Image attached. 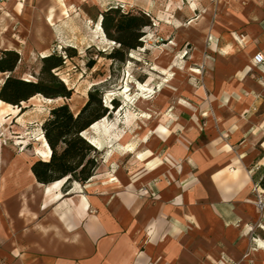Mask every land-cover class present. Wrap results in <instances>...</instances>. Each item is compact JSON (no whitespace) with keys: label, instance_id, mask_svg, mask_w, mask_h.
I'll return each instance as SVG.
<instances>
[{"label":"crops","instance_id":"0c3cea01","mask_svg":"<svg viewBox=\"0 0 264 264\" xmlns=\"http://www.w3.org/2000/svg\"><path fill=\"white\" fill-rule=\"evenodd\" d=\"M154 1L160 2L140 3ZM183 5L184 0H176L178 11ZM61 18L63 0H0V36L8 38L15 31L40 49L48 35L43 33L44 24ZM190 25L189 36L204 43L207 70L193 72L212 105L211 112L192 114L209 119L207 133L214 137L206 142L212 158L206 161L222 166L211 172L200 170L204 144L192 146L191 140L180 137L167 143L164 157L156 156L169 117L165 123L163 118L157 121L151 142L137 148L136 158L144 165L140 173L119 183L111 179L107 192L96 193L79 183L67 191L65 183L49 191L50 184L39 183L33 175L34 162L6 155L0 158V264H192L211 247L228 246L222 237L218 241L211 237L214 230L225 231L232 216L240 225L258 217L253 195L249 196L255 184L249 190L252 179L246 176L247 159L240 152L264 140V65L253 61L257 52L264 51V0H237L235 7L213 17L199 16ZM171 28L181 30V20ZM226 31L233 33L219 42ZM196 66L201 68L200 63ZM221 134L229 143L219 145ZM143 147L150 149L141 151ZM227 147H235L237 156ZM123 150L125 155L136 152L133 144L124 143ZM259 162L264 164V157L255 163ZM235 166L243 173L233 181L226 180L229 175L216 177ZM260 252L264 255V250ZM220 253L223 259L229 256L222 249Z\"/></svg>","mask_w":264,"mask_h":264},{"label":"rangeland","instance_id":"374dc122","mask_svg":"<svg viewBox=\"0 0 264 264\" xmlns=\"http://www.w3.org/2000/svg\"><path fill=\"white\" fill-rule=\"evenodd\" d=\"M97 1L63 0V18L50 26L44 24L43 33L48 35L42 39L41 46L48 54L57 53L65 57V48L71 47L76 51L75 57L67 59L65 67L58 71L66 86L73 90V95L69 100H48L36 96L14 108L18 117L13 115V109L7 111L5 119L0 121V158L6 155L18 157L27 164L41 160L35 154V149L41 147L38 139L43 134L42 125L48 119L50 110L67 102L76 113L87 102L88 92L98 88L108 106L112 100H115L118 106L111 110L110 116L99 121L97 126L89 129L85 135L89 140L103 143L101 150L97 149L99 167L93 179L85 184L91 187V191L107 192L111 179H117L116 183H119V180H127L132 174L140 173L144 165L136 158L137 148L147 141L151 142L157 121L164 115H168L170 120L164 124L160 146L154 151L156 156L164 157L169 147L167 143H170L172 138L176 142L175 138L180 137L184 141L191 140L192 146L204 144L201 150L205 158L199 166L200 170L207 168V172H211L220 168L222 165L208 164L212 158L206 150L210 143L206 142L214 137L207 133L209 119L204 115L196 118L192 114L193 111L200 112V115L211 112L212 105L209 97L203 92L200 79L193 72L196 70L201 74L207 73L203 64L204 43L199 41V37L198 40L190 37L188 31L193 25H190L191 20L199 16L213 17L215 13L235 7L237 0H198V4H194L192 0H184L181 11L176 8V0H159L162 3L154 1L150 4L140 3V0H131L129 4L110 0ZM111 7H121L125 12L145 14L151 21V25L144 28V46L128 53L123 64L109 57L119 45L110 41L102 27H98L101 19L99 14ZM176 19L181 20V30L171 28ZM232 33L223 32L218 41L224 36H231ZM16 34L14 31L8 36L22 48L19 53L20 61L12 75L25 80H36L41 68L40 48L35 46L29 37L19 38ZM209 55L212 57L215 53ZM89 60L95 63L93 68L88 67ZM197 63H200L201 68L198 69ZM255 74L262 77L261 74ZM7 76L0 74V87ZM190 81L195 84L191 85ZM263 108L264 104L261 109ZM217 137L223 142H219V145L225 144L226 141L229 143L228 139H223L222 134ZM263 142L264 140L254 148L251 145L244 152H240V156L247 159L244 168L252 179L249 190L264 176V164L255 163L264 157ZM124 143L133 144L136 152L125 155ZM235 145L237 144L234 143ZM149 149L143 147L141 151ZM227 149L233 156H237L235 147L232 150L228 147ZM187 156L188 154L183 163L187 161ZM73 184H70L67 190H70ZM252 195L256 203L255 194L249 196ZM257 210L258 217L249 218L241 225L232 216L231 224L225 231L214 230L212 240L216 238L218 241L219 237H222L228 246H213L200 261L192 264H223V260L224 264H264V255L260 252L264 250V246L259 244V240L264 241V211ZM220 248L228 252L229 256L223 259ZM237 251L239 255H236Z\"/></svg>","mask_w":264,"mask_h":264},{"label":"trees","instance_id":"16d2710c","mask_svg":"<svg viewBox=\"0 0 264 264\" xmlns=\"http://www.w3.org/2000/svg\"><path fill=\"white\" fill-rule=\"evenodd\" d=\"M99 15L105 36L119 45L109 54L111 59L123 64L128 53L144 46V28L151 25L145 14L125 12L121 7H111ZM75 55V49L69 47L65 48V57L57 53L42 56L37 79L25 80L12 75L20 61L19 53L1 50L0 74L8 76L0 87V101L20 107L36 96L48 100L71 99L73 90L66 86L58 71L65 67L67 59ZM87 65L93 68L95 63L89 60ZM110 106L103 101L100 89L93 88L88 92L87 102L77 113L72 111L67 102L50 110L42 130L51 155L48 161H35L31 167L39 183L49 185L65 180L64 189L67 191V187L72 183L85 185L93 179L99 167L98 151L84 132L110 116L111 110L115 109L118 103L112 100ZM257 183L264 188V176Z\"/></svg>","mask_w":264,"mask_h":264},{"label":"bare ground","instance_id":"6f19581e","mask_svg":"<svg viewBox=\"0 0 264 264\" xmlns=\"http://www.w3.org/2000/svg\"><path fill=\"white\" fill-rule=\"evenodd\" d=\"M100 22L98 23V27L99 29H101V26H100ZM0 50H5V51H16L18 53H21L22 52V48L19 47L17 44H15L13 41H11L10 39L4 37V36H0ZM40 53L42 54V56H47L48 55V52L46 50H43V49H40ZM62 80L65 82V80L62 78ZM34 99V98H32ZM14 106L10 105V104H7V103H4L3 101H0V121H3V119H5V116H6V112L9 111V110H12L13 109V112H14V116L15 117H18V115L16 114V110H14ZM77 113V112H76ZM20 116V115H19ZM134 118V117H133ZM168 116H164L163 119H162V123H165L166 121H168ZM99 122L95 123L91 128H95L97 126ZM87 131L84 132V135H86ZM38 141L41 144V147H37L35 149V154H37L41 160L43 161H48L49 160V155L51 154V150L46 142V140L44 139V137H40L38 139ZM90 141L92 143H94L95 145H97L99 148H102V145L103 143L102 142H97L96 140L94 139H90ZM126 152L129 153L131 152L132 149H130L129 147L126 148ZM142 156V153H139L138 157H141ZM226 173H229V174H226ZM243 173V170L240 166H235L233 167L232 169H224L222 170L221 172L218 173V175H216V177H222L224 175H229L226 180L228 181H233L234 179L238 178L240 176V174ZM247 177H249L248 174H246ZM225 180V181H226ZM66 181L65 180H60V181H57V182H54L52 184H50L48 186V190L49 191H52L54 188H59L61 187L62 184H64ZM77 185L78 183L75 182ZM259 244L263 247L264 246V241L262 240H259Z\"/></svg>","mask_w":264,"mask_h":264},{"label":"built area","instance_id":"2783aa9c","mask_svg":"<svg viewBox=\"0 0 264 264\" xmlns=\"http://www.w3.org/2000/svg\"><path fill=\"white\" fill-rule=\"evenodd\" d=\"M254 64L256 65H264V51L257 52L254 56ZM254 193L256 195V205L259 211H264V188L256 183L253 187Z\"/></svg>","mask_w":264,"mask_h":264}]
</instances>
